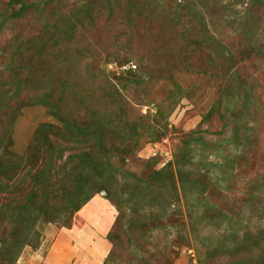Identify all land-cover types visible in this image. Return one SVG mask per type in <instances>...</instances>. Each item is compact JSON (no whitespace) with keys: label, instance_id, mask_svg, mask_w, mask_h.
I'll use <instances>...</instances> for the list:
<instances>
[{"label":"rangeland","instance_id":"obj_1","mask_svg":"<svg viewBox=\"0 0 264 264\" xmlns=\"http://www.w3.org/2000/svg\"><path fill=\"white\" fill-rule=\"evenodd\" d=\"M7 1L0 0V14ZM86 1L92 8L99 5L105 8L108 5V0ZM113 1L115 0H111L112 3ZM117 1L121 6L125 2L143 3L141 0ZM192 1H195L193 3L197 5L200 2L208 30L217 42L213 47L215 52L222 53L223 49V51L228 50L234 54V52L236 53L240 48H243L244 40L238 36L239 33H233V31L239 32L242 28H244L243 31L247 35L253 37V40L258 41L256 50H262L259 55L251 56L250 59L238 65L239 69L237 68L238 77L247 81L246 86L240 90V96H248L249 99H253L251 102L254 104L251 113L246 115L248 118L245 123L251 126L254 118L259 121L256 125L257 130H254L255 134L252 133V138H250L254 145L252 149L249 146L243 148L242 141L238 138L237 146L234 147L230 144L231 147L224 151L226 159L236 162L234 173L239 181L242 178L248 179L250 176L261 175L264 173V3L248 8L250 0ZM71 2L72 0L67 1L68 4ZM53 5L55 4L52 2L44 8L45 18L42 27L33 20L34 18L26 16L10 22L0 30V78H5L6 80H3V83H8V86L16 83L14 82L13 72L8 68L10 65L14 66L15 64H11L7 60L12 42L18 36L25 37L41 29L49 32L52 24L51 14L54 11ZM247 8L250 11L249 25L247 27L243 24L242 27L239 25V20L245 17ZM116 19L117 15L113 17L107 14L106 8L102 13L96 14L91 21L92 25L86 29L85 33L78 34V37L84 40H82V47L78 49L79 51H75V60L67 67L61 65L57 69V67L50 65V62H53V54L43 52L44 65H40L41 69L38 71L32 68V76L37 79L43 75V71L48 72L50 70L52 73L50 84L47 82L51 89V100L56 104L59 95L62 97L61 106L59 107L70 120L68 131L60 134H65L68 139H71V137L76 139L77 135L78 140L83 139L88 144H94L91 133H94L96 126H93L92 123L89 127L82 129L83 131L77 132V125L78 120H88L90 112L96 113L98 117L107 121L106 114L109 113V110H113V107L110 109L109 105L100 103L97 99V96L109 91L108 88L105 89L106 83L113 84L120 95H123V98L126 99V102L123 103L122 98L115 96V101L122 102L121 106L124 111L122 119H138L144 127L146 125H158L155 118H153L156 110L155 105L165 99L167 90L172 86L163 78L158 79L157 75L149 71L147 74L150 73V75L145 80L131 82L127 88L126 86L121 87L119 85L121 80L117 79L118 74L127 69L138 67L137 61L133 59L124 65H120L115 60L107 61L104 64L101 62L105 58L103 56L100 61L94 59L90 62L86 52L90 48L92 49L91 54L96 50L106 53L108 50L112 52L114 49L123 53L132 48L141 52L143 64L145 61L147 62V58L154 51L158 56L157 61L165 62L166 65H179L178 71L172 73V80L179 86L178 93L180 95L176 97L175 105L170 108L168 113L167 134L154 142L141 141L124 162H117L124 171L134 173L133 176H128L125 183H121L117 188L119 193L124 194H122L123 199H126V202L123 203L122 218L116 221L118 211L108 199L104 198L105 191L95 194L73 214L70 227H62L59 223L47 222L44 220V216L38 215L33 220L35 222L34 234L36 235H28L26 238L28 244L23 246L16 262L13 261L12 264H70L71 256L75 258V264H99L101 256L105 254V244L110 247L108 246L107 254H105L106 256L100 264H226V262L228 264H241L238 259L239 253L233 254L232 252V249L236 246V241L229 236L228 229L225 231L222 227L216 226L214 222H199L198 217L189 220L182 195L178 198V204L173 205L172 190L170 188H166L159 194L156 202L157 206L154 207L155 209L149 210L147 203L151 200L147 199L148 193L145 189L150 172L165 166L172 160L180 138L184 139L185 135L193 130L201 129L211 134V132L220 129L219 114L214 112L210 119L206 118V114L214 103L220 99L221 94L238 90L239 82L237 79L233 82L223 79L224 74L232 67V63H235V59H238V54L232 60L225 58L224 63L220 58H215L210 62L203 51H197L195 48L197 45L193 43L188 35L182 36V31L181 33L172 31L160 17H158V20H153V18L150 20L137 19L132 31L133 40L126 43L124 36L120 34L118 27L115 26ZM227 19H235L237 22L234 25H229L225 22ZM42 36L45 39L49 35L42 34ZM184 37H187V39ZM173 42L179 43L184 48L179 51V47L171 45ZM188 50H191V53ZM186 57L189 58V64L192 67L189 72H184L180 68L185 64ZM96 64L106 69L105 72L107 76L109 75V81L108 77L106 79L105 75L103 76L94 68L97 66ZM26 78H28V74ZM123 81L125 79H122ZM25 85L26 89H33L30 82ZM8 86H5L4 91L9 94L11 92L8 90ZM223 87L228 88L223 89ZM30 91L29 95H32V90ZM61 91L62 93H60ZM23 97L25 96L23 95ZM23 97L20 96V108L14 114L8 111V107H5V110L0 108V136L4 135L5 137L6 130L10 133V152L18 157V160L13 156H7L6 159H3L0 166V181L5 180L3 174L8 171V167L11 170L17 168L16 161L20 163L19 168L25 167L27 157L33 153L30 147L37 127L44 122L57 123L45 106L33 104L32 100ZM254 111L256 113H253ZM252 113L254 115L250 116ZM239 123L240 121L237 124ZM242 124L240 123L239 127ZM59 128H61L60 124ZM58 135H51L52 142ZM209 137L216 139L215 136ZM70 141L67 142L66 140V143H59L66 146L68 152H76V141ZM53 144L55 145V142ZM209 158L216 159L215 151L209 152ZM215 161L220 162V159ZM222 162L221 159L220 164ZM211 173L212 181L220 184L221 189H212L210 200L220 209H230L232 204L239 202L243 195L238 192V196L233 197V194L230 193L231 187L228 186L229 181L219 179V177L224 176L228 178V173L222 174L218 170L213 172L212 169ZM173 174L176 176L175 167ZM233 187L236 188V186ZM9 193V189H0V213L5 215L2 219L0 218L1 239L9 237V231L11 230L9 219L16 217L12 213H14L25 195V192H22L20 199L15 196L11 197ZM6 194H8L7 198ZM262 196H264V193ZM19 199L20 202H18ZM7 201H9V206L6 205ZM53 204L55 206L56 202ZM177 205L180 207L182 214L177 213L175 210ZM197 208H192V211L198 213L199 209ZM148 211L154 215H147ZM246 215L249 216L250 214L246 213ZM153 217L159 228L150 227V220ZM113 221L118 222L116 228H114L116 229L114 232L118 236V244L116 252L109 255L112 244L104 238L103 234L113 229L111 226ZM246 222H248L251 230L258 226H264V214L259 215L258 213L256 216H251ZM148 227L150 228L147 229ZM238 232L241 233V229H238ZM223 233L229 237H225ZM90 240L91 242H89ZM84 243H87V245ZM75 245L80 246V250ZM137 255L138 257L134 258ZM250 263L245 262L244 264ZM253 264H264V256L255 257Z\"/></svg>","mask_w":264,"mask_h":264},{"label":"trees","instance_id":"obj_2","mask_svg":"<svg viewBox=\"0 0 264 264\" xmlns=\"http://www.w3.org/2000/svg\"><path fill=\"white\" fill-rule=\"evenodd\" d=\"M67 1L8 0L0 14V30L10 22L26 16L34 18L33 20L42 27L45 18L44 8L49 3L53 2L55 4L52 6L54 11L51 14L52 24L49 32L41 29L25 37L18 36L12 42L7 60H9V63L15 64L14 66L10 65L8 68L13 72L14 82L16 83L8 86V83H3V80L6 79L0 78V108L5 110V107H8V111L14 114L20 108V96L23 97L24 95L23 98H29L33 101V104L45 106L49 114L57 121V125L44 122L37 127L30 147L33 153L27 157L25 167L19 168L20 163L16 161L17 168L11 170L8 167L9 172L5 171V174H3L5 180L0 181V189H9L11 197L20 198L22 192H25L21 202L20 198L18 201L20 203L12 213L16 217L9 219L11 224L9 237L7 239L0 238V264L16 262L23 246L28 244V242L26 243L28 235H36L34 234L35 222L33 220L38 215L44 216V220L47 222L59 223L62 227H70L73 214L101 191H105L104 198L108 199L118 211L116 221L122 218L123 203L126 202V199H123L124 194L119 193L117 188L121 183H125L128 176H133L134 173L124 171L117 162H124L141 141L154 142L167 134V116L170 108L175 105L176 97L180 95L178 93L179 86L172 80V73L178 71L179 65H166L165 62L157 61L158 56L154 51L147 58V62L145 61L142 64L141 52L132 48L123 53L114 49V51L110 52L108 50L106 53L96 50L93 54H91L92 49L89 48L86 54L90 62L94 59L100 61L105 56L101 60L104 64L107 61L115 60L120 65H124L133 59L137 61L138 67L127 69L118 74L117 79L121 80L119 82L121 87L126 86L127 88L131 82L145 80L150 75V73L147 74L149 71L157 75L158 79L163 78L169 83L172 87L167 90L165 99L155 105L156 110L153 118H155L158 125H146L144 127L138 119H122L124 114L121 106L122 102L115 101V96L122 98L123 103L126 102V99L123 98V95H120L113 84L108 82L105 89L108 88L109 91L97 96L100 103L109 105L110 109L113 107V110H109V113L106 114L107 121L92 112H90L88 120H78L77 132L83 131L82 129L89 127L92 123L93 126H96V132L91 133L94 144H88L83 139L78 140L77 135L76 139H73L74 137L68 139L65 134H60L68 131L70 120L59 107L61 106L62 97L59 95L56 104L51 100V89L47 82L50 84L52 73L50 70L48 72L43 71V75L37 80L33 78V70L31 69L38 71L41 69L40 65H44L43 52L53 54V62H50V65L57 67V69L61 65L67 67L75 60V51L82 47L81 43L84 39H80L78 34H84L86 29L92 25L91 21L96 14L102 13L105 8L107 14L113 17L117 15L115 26L118 27L120 34L124 36L126 43L133 40L132 31L137 19L150 20L153 18V20H158V17H160L172 31H178L179 33L182 31V36L188 35L193 43L197 45L195 47L197 51H203L210 62L215 58H220L224 63L225 58L232 60L238 54V59H235V63H232L230 70L223 76V79H227L229 82L237 79L239 82L238 90L221 94L220 99L214 103L206 114L207 119H210L214 112L219 114L220 129L211 132V134L201 129L193 130L187 133L184 139L180 138L172 160L165 166L150 172L145 187L148 193L147 199L151 200L147 203V207L149 210L155 209L159 194L166 188H170L172 190L173 205L178 204V198L182 195L189 220L198 217L199 222H214L216 226L222 227L225 231L229 230V236L236 241V246L232 249V252L233 254L239 253L238 259L241 264L245 262L253 264L255 257L264 256V226H258L251 230L248 222H246L251 216H256L258 213L259 215L264 214V196H262L264 193V173L258 176H250L248 179L242 178L239 181L234 173L236 162L226 159L224 153L231 147L230 144L234 147L237 146L238 138L241 139L243 148L249 146L252 149L254 145L250 138H252V133L255 134L254 130H257L256 125L259 121L254 118L251 126L245 123L248 118L246 115L251 113L254 104L251 102L253 99H249L248 96H240V90L246 86L247 81L238 77V65L250 59L251 56L261 53L262 50H256L258 41L253 40V37L247 35L243 31L244 28H242L239 32L233 31V33H239L238 36L244 40L243 48H240L234 54L228 50L223 51V49L222 53L215 52L213 47L217 42L208 30L200 2L197 5L192 0H141L143 1L142 4L125 2L123 6L117 0L113 3L108 0V5L105 8L100 5L92 8L86 0H72L70 4ZM261 3H264L263 0H250L248 8ZM248 8L245 17L239 20V25L242 27L243 24L247 27L249 25L250 11H248ZM225 22L234 25L237 21L227 19ZM42 34L49 36L43 39ZM184 38L187 39V37ZM171 45L179 47V51L184 48L176 42ZM68 51L70 52L67 53ZM188 51L191 53V50ZM237 60L240 61L237 62ZM94 68L103 76L105 75V78L108 77L109 81V75H106L105 68L99 65ZM180 68L184 72L192 70L188 57L185 59V64ZM27 74L28 78H26ZM122 79H125V81L122 82ZM27 82L33 85V89H26L25 84ZM5 86H8L11 93L8 94L7 91H4ZM227 88L223 87V89ZM30 90H32V95H29ZM249 102L251 103L249 104ZM255 107L257 108V106ZM237 111L238 114L236 115ZM253 113H256V111ZM253 113L250 116L254 115ZM239 121L241 124L243 123L241 127H239L240 123L237 124ZM59 124L61 128H59ZM6 132L8 135L6 134L5 137L4 135L0 136V166L7 156H13L18 160V157L10 152L11 138L10 133L7 130ZM54 134L59 135L58 139L56 138L52 142L51 135ZM209 136H215L216 139L214 140ZM66 140L67 142L70 140V142L76 141V152H68L66 146L61 144L66 143ZM211 151H215L216 159H220V162L221 159L223 160L221 164L219 161H215L216 159L209 158V152ZM174 167L176 176L173 174ZM211 169L213 172L218 170L222 174H229L228 178L224 176L219 177V179L229 181L228 186L231 189L227 188L231 190L230 193L233 194V197L238 196V192L243 195L239 202L232 204L233 207L231 206L230 209H220L210 200L212 189H221L220 184L212 181ZM5 196L7 198L8 194ZM54 202H56L55 206ZM6 205L9 206V201ZM6 205L4 206L6 207ZM196 207L199 209L198 213L192 211V208ZM175 210L177 213L182 214L178 205L175 206ZM246 213L250 215L247 216ZM147 215L153 216L154 214L148 211ZM4 216L3 213H0L1 219ZM117 223L112 222L113 229L109 230L105 236L112 244L109 255L116 252L118 236L114 232L116 230L114 228H116ZM149 225L150 227L159 228L154 217L150 220ZM238 229H241V233L238 232ZM223 235L229 237L225 233ZM137 257L138 255L134 258Z\"/></svg>","mask_w":264,"mask_h":264},{"label":"crops","instance_id":"obj_3","mask_svg":"<svg viewBox=\"0 0 264 264\" xmlns=\"http://www.w3.org/2000/svg\"><path fill=\"white\" fill-rule=\"evenodd\" d=\"M74 228H76V226H74ZM107 232H108V231H107ZM106 234H107V233H104V234H103V235H104V238H106V237H105ZM79 240H80V239H79ZM106 240H107V239H106ZM80 241H81V240H80ZM80 241H79V242H80ZM89 242H91V240H90ZM89 242H88V243H89ZM84 244H85V243H84ZM90 244H91V243H90ZM77 245H78V244H77ZM77 245H75L76 248H78V249L80 250V246H77ZM85 245H87V243H86ZM105 245H106V246H105V247H106V249H105V254H107V251H108V249H109L110 246H109L108 244H105ZM108 246H109V247H108ZM105 254H103V255L101 256V261H99V264H100V262H103V260H104V258H105V256H106ZM70 258H71V263H70V264H75V258H73V256H71ZM58 264H59V263H58Z\"/></svg>","mask_w":264,"mask_h":264}]
</instances>
